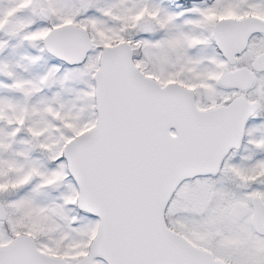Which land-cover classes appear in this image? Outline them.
Instances as JSON below:
<instances>
[{"label": "snow or ice", "instance_id": "1", "mask_svg": "<svg viewBox=\"0 0 264 264\" xmlns=\"http://www.w3.org/2000/svg\"><path fill=\"white\" fill-rule=\"evenodd\" d=\"M0 264H264V0H0Z\"/></svg>", "mask_w": 264, "mask_h": 264}]
</instances>
